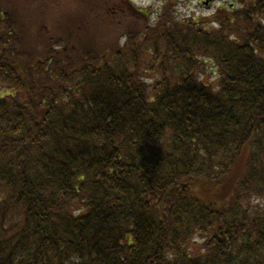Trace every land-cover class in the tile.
<instances>
[{
    "label": "trees",
    "instance_id": "1",
    "mask_svg": "<svg viewBox=\"0 0 264 264\" xmlns=\"http://www.w3.org/2000/svg\"><path fill=\"white\" fill-rule=\"evenodd\" d=\"M129 1L0 0V264H264V0Z\"/></svg>",
    "mask_w": 264,
    "mask_h": 264
},
{
    "label": "rangeland",
    "instance_id": "2",
    "mask_svg": "<svg viewBox=\"0 0 264 264\" xmlns=\"http://www.w3.org/2000/svg\"><path fill=\"white\" fill-rule=\"evenodd\" d=\"M201 1L202 0H178V3L173 8L170 4H166L162 1L160 3L157 0H130L129 2L139 9L145 8V10L148 12L146 17L147 22H150L151 25H154L159 21L160 16L163 14V10L165 8L168 11V17L173 20L182 21L184 19L189 20L196 18L206 19L209 18L213 12L219 8L221 3L220 0H212L207 5H204L201 3ZM30 3L31 2H26V4ZM71 6L72 4L68 6L62 15L63 17L66 16L67 21L68 18L79 19L77 24L84 30L86 29L88 33V37H85L86 39L83 38V40L99 45L98 47L102 51H106V49L111 48V45L114 44L116 40V35L113 34V30L111 29L114 28L112 23L108 21V23L105 21L101 22V20L95 17L93 14H87L83 11L81 12L78 6L76 10V5L73 9H71ZM134 21L138 22L139 24H143V26H147L148 24L146 23L144 16L141 15L134 16ZM151 56L152 55H142L141 61L143 63V67L138 69L140 71V75L148 77V75L155 73L150 67ZM205 68L206 72L202 73L201 75L205 80L214 82L216 76H212L208 72V69H210V64L208 63V65H205Z\"/></svg>",
    "mask_w": 264,
    "mask_h": 264
},
{
    "label": "water",
    "instance_id": "3",
    "mask_svg": "<svg viewBox=\"0 0 264 264\" xmlns=\"http://www.w3.org/2000/svg\"><path fill=\"white\" fill-rule=\"evenodd\" d=\"M209 1H210V0H206V1L204 2V5H207V4L209 3Z\"/></svg>",
    "mask_w": 264,
    "mask_h": 264
}]
</instances>
